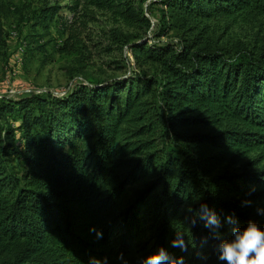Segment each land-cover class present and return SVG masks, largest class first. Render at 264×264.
Returning a JSON list of instances; mask_svg holds the SVG:
<instances>
[{
  "label": "trees",
  "instance_id": "trees-1",
  "mask_svg": "<svg viewBox=\"0 0 264 264\" xmlns=\"http://www.w3.org/2000/svg\"><path fill=\"white\" fill-rule=\"evenodd\" d=\"M81 1L149 25L141 0L69 8ZM159 2L179 29L264 15V0ZM192 35L179 51L122 36L154 75L0 105V264H142L160 249L162 264H227L220 245L234 231H264V45L227 55Z\"/></svg>",
  "mask_w": 264,
  "mask_h": 264
},
{
  "label": "rangeland",
  "instance_id": "rangeland-1",
  "mask_svg": "<svg viewBox=\"0 0 264 264\" xmlns=\"http://www.w3.org/2000/svg\"><path fill=\"white\" fill-rule=\"evenodd\" d=\"M159 1H140L149 25L134 31L112 12L85 6L82 1L71 10L73 0H0V105L33 94L63 96L80 83L88 84L89 79L108 82L156 74L158 65L137 60L131 44L121 43L122 36L131 32L139 35L138 43L174 51L194 39L192 34L227 55L237 47L256 50L264 45V15L235 20L221 17L207 22L204 30L179 29ZM54 5L57 13L43 20L41 10ZM162 13H166L165 20ZM66 40L73 48L60 52ZM171 137L170 131L162 133L166 142ZM17 144L20 147V141ZM9 165L21 169L23 160L13 156Z\"/></svg>",
  "mask_w": 264,
  "mask_h": 264
},
{
  "label": "clouds",
  "instance_id": "clouds-1",
  "mask_svg": "<svg viewBox=\"0 0 264 264\" xmlns=\"http://www.w3.org/2000/svg\"><path fill=\"white\" fill-rule=\"evenodd\" d=\"M209 220L213 224L216 223L214 217H209ZM96 234L98 238L102 236L100 232ZM234 236L231 242H224L220 245V260L226 261L227 264H264V231L249 223L242 231H234ZM172 243L175 246L182 242L176 240ZM166 259L168 257L164 250L160 249L145 257L142 264H162ZM95 264H100V262L95 261Z\"/></svg>",
  "mask_w": 264,
  "mask_h": 264
}]
</instances>
